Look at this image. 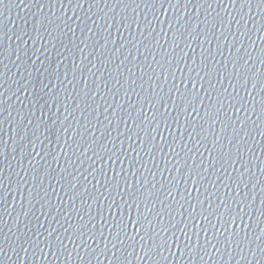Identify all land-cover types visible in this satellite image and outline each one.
I'll return each instance as SVG.
<instances>
[{
	"label": "water",
	"instance_id": "obj_1",
	"mask_svg": "<svg viewBox=\"0 0 264 264\" xmlns=\"http://www.w3.org/2000/svg\"><path fill=\"white\" fill-rule=\"evenodd\" d=\"M0 264H264V3L0 0Z\"/></svg>",
	"mask_w": 264,
	"mask_h": 264
},
{
	"label": "snow or ice",
	"instance_id": "obj_2",
	"mask_svg": "<svg viewBox=\"0 0 264 264\" xmlns=\"http://www.w3.org/2000/svg\"><path fill=\"white\" fill-rule=\"evenodd\" d=\"M232 2H233V3H235V2H236V0H232ZM261 2H262V3H264V0H261ZM202 250H203V249H202Z\"/></svg>",
	"mask_w": 264,
	"mask_h": 264
}]
</instances>
